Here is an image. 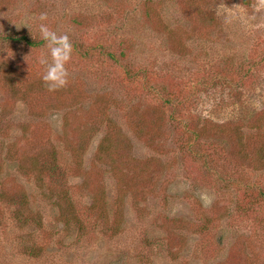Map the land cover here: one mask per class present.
I'll list each match as a JSON object with an SVG mask.
<instances>
[{
	"label": "rangeland",
	"instance_id": "obj_1",
	"mask_svg": "<svg viewBox=\"0 0 264 264\" xmlns=\"http://www.w3.org/2000/svg\"><path fill=\"white\" fill-rule=\"evenodd\" d=\"M0 264H264V0H0Z\"/></svg>",
	"mask_w": 264,
	"mask_h": 264
},
{
	"label": "clouds",
	"instance_id": "obj_2",
	"mask_svg": "<svg viewBox=\"0 0 264 264\" xmlns=\"http://www.w3.org/2000/svg\"><path fill=\"white\" fill-rule=\"evenodd\" d=\"M39 20L46 21L47 15L41 13ZM38 30L48 49L47 56H42L39 60V63L45 66L41 79L48 91H56L67 84L68 73L65 65L70 60L73 46L68 35H57L45 23H40Z\"/></svg>",
	"mask_w": 264,
	"mask_h": 264
},
{
	"label": "trees",
	"instance_id": "obj_3",
	"mask_svg": "<svg viewBox=\"0 0 264 264\" xmlns=\"http://www.w3.org/2000/svg\"><path fill=\"white\" fill-rule=\"evenodd\" d=\"M23 38H26V37H23V36H20V37H15L16 40H22ZM23 40H26V39H23ZM28 43H31V44H35V43H32V41L28 40ZM21 203V202H20Z\"/></svg>",
	"mask_w": 264,
	"mask_h": 264
}]
</instances>
